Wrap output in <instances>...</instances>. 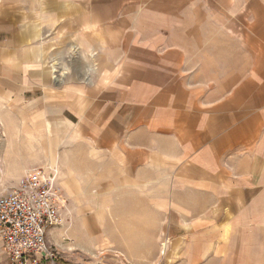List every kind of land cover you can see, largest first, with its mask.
I'll use <instances>...</instances> for the list:
<instances>
[{
	"label": "crops",
	"instance_id": "1",
	"mask_svg": "<svg viewBox=\"0 0 264 264\" xmlns=\"http://www.w3.org/2000/svg\"><path fill=\"white\" fill-rule=\"evenodd\" d=\"M55 45L77 49V61L100 70L54 77L56 66L44 65ZM0 106L5 150L16 149L14 157L28 154L32 138H49L47 152L57 145L51 111L60 114L58 126L74 120L98 132L97 144L143 193L123 204L129 224L145 228L146 190L153 192L148 223L153 217L155 235L163 229V264L264 263L258 0H0ZM161 163L170 184L160 190ZM32 165L4 164L0 172L15 183ZM129 239L144 250L146 241ZM151 241L148 258L161 264L160 243ZM136 254L145 262L146 253ZM127 258L122 264H133Z\"/></svg>",
	"mask_w": 264,
	"mask_h": 264
},
{
	"label": "rangeland",
	"instance_id": "2",
	"mask_svg": "<svg viewBox=\"0 0 264 264\" xmlns=\"http://www.w3.org/2000/svg\"><path fill=\"white\" fill-rule=\"evenodd\" d=\"M258 2L259 5L264 6V0H258ZM46 50V56L50 59L44 66H56L54 77L63 71L66 76L73 75L74 71L80 75L90 76L100 70L101 64L94 61H77L76 56L80 57L77 55L78 50H73L70 46L55 45L49 49L46 48ZM83 55L82 59L85 57ZM40 67H42L41 64L38 68L40 69ZM78 78L82 79L81 76ZM78 78L76 80H79ZM56 90L54 91L55 95H57ZM65 113L68 115V112ZM58 115L60 116L58 111L50 112V119L53 123L50 127L51 135L56 136L57 134V136L60 135V138L57 136L51 138L57 139V145L50 142L52 145L48 152L45 146H47L49 138H32L31 150L26 151L27 155L14 157L16 149H12V152L8 151L7 154L5 149L9 143L7 138H3L0 129V171L4 164L20 166L32 163V167L28 169L39 167L56 176L63 197L62 215L64 219L62 225L52 228L54 235H46V239L47 245L54 250L58 260L63 264H122L129 257L133 264H155L153 260H149L148 254L153 251V249L150 250V241L157 238L161 247L159 248L162 257L161 264L168 263L165 255L166 238L163 229L161 234L155 235L152 229L153 217L148 223V217L151 216L149 198L152 197L153 192L146 190L145 228L129 224V207L123 204L127 205L132 202L136 204L137 200L134 199L142 198L143 193L132 188L130 185L132 181L125 178L119 160L108 152L109 147L97 144L98 132H92L90 127L81 126L74 120L73 123L62 120L59 127L57 124ZM23 139L19 138L24 143ZM29 139L27 138L28 141H30ZM17 145L23 147L22 143ZM22 150L25 152L24 147ZM158 166L161 168V172L157 175L158 179H161V190L162 184L167 185L170 182L166 166L162 163ZM21 176H18L16 182L13 183L4 176L2 177L0 172V195L9 193ZM150 176H152L150 171H146V178ZM161 193L163 195V191ZM134 213L138 214V212ZM165 225L164 218L162 226L165 227ZM130 234L141 239L139 240L141 243L146 241L144 250L131 245ZM1 246L3 249V244ZM139 251L146 253L145 262H139V254H136ZM6 261L8 264L7 258ZM26 264H31V262ZM32 264H48V262L47 260L39 262L37 260Z\"/></svg>",
	"mask_w": 264,
	"mask_h": 264
},
{
	"label": "built area",
	"instance_id": "3",
	"mask_svg": "<svg viewBox=\"0 0 264 264\" xmlns=\"http://www.w3.org/2000/svg\"><path fill=\"white\" fill-rule=\"evenodd\" d=\"M63 197L56 176L43 168L26 171L0 195V241L8 264H63L47 245V232L63 223Z\"/></svg>",
	"mask_w": 264,
	"mask_h": 264
},
{
	"label": "bare ground",
	"instance_id": "4",
	"mask_svg": "<svg viewBox=\"0 0 264 264\" xmlns=\"http://www.w3.org/2000/svg\"><path fill=\"white\" fill-rule=\"evenodd\" d=\"M53 72V71H52Z\"/></svg>",
	"mask_w": 264,
	"mask_h": 264
}]
</instances>
